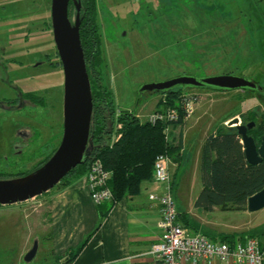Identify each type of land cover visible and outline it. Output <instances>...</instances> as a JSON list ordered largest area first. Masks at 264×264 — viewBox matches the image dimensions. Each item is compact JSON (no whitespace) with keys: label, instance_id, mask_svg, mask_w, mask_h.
<instances>
[{"label":"rangeland","instance_id":"374dc122","mask_svg":"<svg viewBox=\"0 0 264 264\" xmlns=\"http://www.w3.org/2000/svg\"><path fill=\"white\" fill-rule=\"evenodd\" d=\"M94 1L101 60L91 71L112 91L117 109H135L140 120L146 121L151 114L168 108L181 110L185 99L194 95L193 111L169 124V128H181L189 121L186 141L193 157L208 122L228 127L227 121L234 117L240 123L260 121L264 98L247 90L183 89L169 97L145 92L140 99L138 91L143 83L183 74L196 78L236 74L264 87V0ZM50 3L0 0V65L7 67L10 79H16L18 69L41 79L34 87V95H41L40 105L30 104L28 117L22 119L16 112L0 108V179L35 171L51 156L62 136L63 71L52 36ZM36 62L40 66H35ZM4 74L0 68V78ZM28 84L34 86L33 80ZM10 95L0 82V98ZM197 116L201 118L192 125ZM179 132L172 134L179 136ZM115 136L112 133L105 138L111 142ZM187 166V176L181 174L182 168L178 173L181 180L191 178V161ZM60 181L55 188L62 186ZM172 195L176 201L174 189ZM39 198L26 202V212L37 211ZM252 215L253 224H264V207ZM15 216L20 219L13 224ZM22 216L0 212V264H15L34 244L27 240L28 223ZM26 240L29 247L24 251Z\"/></svg>","mask_w":264,"mask_h":264},{"label":"crops","instance_id":"0c3cea01","mask_svg":"<svg viewBox=\"0 0 264 264\" xmlns=\"http://www.w3.org/2000/svg\"><path fill=\"white\" fill-rule=\"evenodd\" d=\"M200 118L197 116L192 125ZM188 122L184 121L181 128L177 125L171 127L172 132L181 130L183 145L180 161L169 163L177 221L191 233H202L213 240L223 241L228 237L235 243L242 237L241 242H244L243 238L256 235L264 229L262 223L253 224L252 212L247 208H207L194 204L202 189L199 170L202 144L206 136L221 124L215 127L213 122H208L193 157L189 155L190 146L186 141ZM189 161L193 167L191 178L184 177L181 180L178 173L182 168L181 174L187 176ZM163 190L164 186L156 185L151 178L141 182L140 190L135 195L124 197L113 205L109 201L95 204L89 197L87 180L82 176L67 186L54 187L40 195L35 213L26 212L25 204L29 199L0 205V212L23 214V219L28 223L27 240L37 245L35 256L30 261H36V264H55L59 260H66L70 264H157L150 249L160 237L158 221L161 213L158 202L151 200L149 194ZM19 219L15 216L13 224ZM243 226L245 228H240ZM258 239L264 244V237ZM27 240L24 251L29 247ZM24 263L23 258L15 262ZM179 264L239 263L231 259H199L195 263L181 260Z\"/></svg>","mask_w":264,"mask_h":264},{"label":"trees","instance_id":"16d2710c","mask_svg":"<svg viewBox=\"0 0 264 264\" xmlns=\"http://www.w3.org/2000/svg\"><path fill=\"white\" fill-rule=\"evenodd\" d=\"M77 1L80 4L81 17L79 35L92 96L87 143L89 156L82 164L71 169L60 182H64L62 186H67L85 176L92 161L98 159L103 168L109 172L106 184L112 197L108 201L113 205L124 197L137 194L141 182L152 178L153 163L157 155H167L172 162L180 161L183 147L182 134L181 130L179 136L172 134L169 124L173 121H141L136 110L116 108L112 91L100 80L97 72L93 74L91 71L101 60L95 1ZM72 6V1H69V19ZM181 90L183 89H174L163 94L169 97ZM246 90L264 98V95L254 90L244 89ZM172 101L171 99L170 103ZM180 116L182 117L181 114ZM259 120L247 131L257 144L264 135V114L259 115ZM166 127H168L167 133ZM112 133L118 137L110 142V139L105 137L111 136ZM49 157L50 155L45 162ZM45 162L43 161L35 170ZM199 170L202 189L195 199L196 206L245 209L247 198L264 188V161L257 164H249L246 161L240 136L232 126L220 125L213 133L206 136L200 151ZM30 173L32 172L24 173L21 177ZM68 177L70 178L67 179ZM260 236L264 237V229L246 238L258 239ZM246 238H243L244 241ZM241 240L242 237H239L238 241ZM223 241L230 245L234 244L233 241L228 240V237ZM259 243L264 249V244L260 241Z\"/></svg>","mask_w":264,"mask_h":264},{"label":"water","instance_id":"95a60500","mask_svg":"<svg viewBox=\"0 0 264 264\" xmlns=\"http://www.w3.org/2000/svg\"><path fill=\"white\" fill-rule=\"evenodd\" d=\"M69 1H73L75 5L73 22L68 16ZM79 12L80 4L76 0H51L52 36L63 71V123L60 142L48 160L34 172L22 177L0 179V205L23 202L49 191L71 169L82 164L89 156L87 143L92 96L79 35L81 21ZM197 88L219 91L250 89L264 95L261 85L236 74H216L200 78L183 74L163 81L143 83L138 91V99L145 92L163 94L174 89ZM254 124V121L240 123L238 117L226 123L227 126L236 128L243 145L245 159L249 164L264 161V135L257 144L253 137L247 134ZM262 207H264V188L246 200V208L250 212ZM36 249L37 245L34 243L23 257L25 263L32 261Z\"/></svg>","mask_w":264,"mask_h":264},{"label":"built area","instance_id":"2783aa9c","mask_svg":"<svg viewBox=\"0 0 264 264\" xmlns=\"http://www.w3.org/2000/svg\"><path fill=\"white\" fill-rule=\"evenodd\" d=\"M196 97L185 99L181 111L168 108L150 115L148 120L177 121L180 114L187 117L192 111ZM168 127L165 128L167 133ZM116 135L113 140H116ZM170 158L167 155H157L153 163L152 181L156 185H163L160 193L151 192L149 198L158 202L161 217L158 221L160 237L152 245L150 253L157 264H179L181 260L195 263L199 259H218L220 261L233 260L236 263L264 264V249L256 238L248 237L244 242H227L213 240L202 233H191L177 221V211L171 190V176L169 173ZM89 188V197L95 203L111 199L112 194L107 187L109 172L102 166L100 160L95 159L90 164L85 175ZM55 264H70L66 260H59Z\"/></svg>","mask_w":264,"mask_h":264},{"label":"flooded vegetation","instance_id":"af4514ba","mask_svg":"<svg viewBox=\"0 0 264 264\" xmlns=\"http://www.w3.org/2000/svg\"><path fill=\"white\" fill-rule=\"evenodd\" d=\"M34 64H36L35 66H40V62ZM0 68L2 72L5 73L4 78H0V82L5 84L11 92L10 96H3L0 98V103L2 104L0 108L5 111L16 112V115L19 114L22 119H25L30 115V104H33L34 106L40 105L41 95H34V87L37 85V81L40 82L41 79L38 78L35 80L34 77H30L29 74L26 73L25 69H18L17 71L15 68L14 69L17 72L14 74V77L16 79H10L7 67L0 65ZM32 80L34 86L31 87L28 83Z\"/></svg>","mask_w":264,"mask_h":264}]
</instances>
